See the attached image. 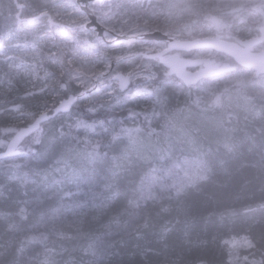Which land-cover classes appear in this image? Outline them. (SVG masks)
Instances as JSON below:
<instances>
[{"label":"snow or ice","instance_id":"obj_1","mask_svg":"<svg viewBox=\"0 0 264 264\" xmlns=\"http://www.w3.org/2000/svg\"><path fill=\"white\" fill-rule=\"evenodd\" d=\"M4 8L9 88L22 72L60 99L35 112L15 104L28 125L0 128L8 137L0 139V264H219L211 258L216 232L235 231L225 218L238 213H219V223L197 233L209 218L190 198L232 175L227 157L241 134L258 141L264 190V0H0ZM249 22L255 29L241 36ZM17 185L25 191L14 202ZM101 186L122 209L89 219L79 197L94 200ZM257 210L264 199L245 211ZM172 212L155 245L137 244L142 260L115 259ZM223 245L227 264H264V226Z\"/></svg>","mask_w":264,"mask_h":264},{"label":"trees","instance_id":"obj_2","mask_svg":"<svg viewBox=\"0 0 264 264\" xmlns=\"http://www.w3.org/2000/svg\"><path fill=\"white\" fill-rule=\"evenodd\" d=\"M4 4L14 3V0H3ZM24 2V0H20ZM51 2V0H48ZM7 15V8L0 9V36H4L3 41H0V51L9 52L11 50L7 47V35L4 31L5 16ZM27 15V12H25ZM42 27L45 28L47 25V20H41ZM23 24H13L14 29H21ZM245 31L241 32V36H246V31L248 29H255V25L250 22L241 26ZM18 31L13 32V36ZM44 33L42 32L41 35ZM29 40V38H28ZM31 40V39H30ZM0 65L6 68L3 61H0ZM47 68V61L44 65ZM123 69H127V65L121 66ZM4 73H0V79L4 84L9 86L8 78ZM41 81L36 87L31 90H26L23 82L20 78L16 77L13 79L11 88L5 90L2 96L3 101L0 102V128L15 126L23 127L28 124V120L21 123H12L11 119L15 116L21 115L19 112L14 111L15 104H22L26 111H38L41 109L44 103H49L52 96L55 97V101L60 99L58 92H53L51 88H45L41 91L43 87V81ZM27 92H33L35 95H26ZM195 94V93H194ZM193 94V95H194ZM32 104V107L30 106ZM134 110L139 111L135 105H130ZM74 111H79V109H74ZM117 119H126L127 111L117 110L114 114ZM142 120L143 117H140ZM57 126L59 121L56 122ZM42 127L50 128L49 122H46ZM7 135L0 133V139H7ZM29 139V138H28ZM26 139V140H28ZM41 145H33V148H40ZM31 155V154H30ZM230 163V168L232 175L224 176L220 175L213 183L204 185L199 191L192 194L190 198V204L194 205V210L199 217H208L209 219L203 220L197 225L196 232L201 233L204 231L205 226H211L219 223V213L226 211L236 212L238 215L232 216L231 218H225L228 224H235V231H229L228 228H220L217 235V245L214 246L213 256L211 258L219 262V264H227V253L223 245V240L236 235L237 233L243 234V229L251 226L254 231H258L261 226H264V211L257 210L254 212H246L245 210L249 207H255L259 204L262 199H264V190H262L261 181L259 179L260 174V164L261 159L258 150V141L256 144H250L241 134L238 140L237 151L231 157H227ZM23 162V158H21ZM2 167H0V178H2ZM75 191V189H72ZM14 202L16 197H23L25 187L17 185L15 188L10 189ZM27 191L29 195L35 192V188L29 184L27 186ZM102 186L97 190V196L93 200L91 197H84L81 195L79 198L85 202L84 214L88 216L89 219L96 215L99 217L101 214L107 219L108 216L114 215L122 209V200L107 201L105 196L102 194ZM59 196H52L48 200L47 204L49 207H56L58 203ZM0 205H3V199L0 198ZM167 206V205H166ZM71 215V214H68ZM175 213H165L156 219V227L153 230L146 231L143 236L138 239H133L130 241L128 248L124 249L117 257L116 260H136L140 261L143 259L141 255H134L137 244L140 247H146L149 245H155L157 240V234L159 232L160 225L165 224L168 220L174 217ZM74 218V217H73ZM99 227V225H95ZM180 235L179 230H174L170 233L172 240ZM259 258V254H257Z\"/></svg>","mask_w":264,"mask_h":264},{"label":"rangeland","instance_id":"obj_3","mask_svg":"<svg viewBox=\"0 0 264 264\" xmlns=\"http://www.w3.org/2000/svg\"><path fill=\"white\" fill-rule=\"evenodd\" d=\"M24 27H26V26H23L22 28H24ZM38 27H42V23H39L38 24ZM246 35H247V31H246ZM17 36L20 37V39H19L18 42L21 43V44H23L24 43L23 32H19L18 31L16 33L15 37H17ZM30 39H32V38L29 37V43L31 42ZM45 39H47V37H45ZM14 42H17V41L14 40ZM5 70L8 71L7 67L4 69L3 66L0 65V73L1 74L4 73ZM43 74H44V72H43V70H41L40 71V74H39L40 77H42ZM16 77H18V78H20L22 80L23 85H24V87H25V89L27 91L28 90H31L33 87H36L41 82V81H39V78H36L34 80H31L28 76H25L22 72H21L20 75H17ZM5 90L8 91L9 90V86H7L6 84H4V82H2V80L0 79V102L3 101L2 96H3V93H4ZM54 101H55V97L52 96L50 98V101H49L48 104L51 105ZM30 106L32 107V104ZM27 120H28L27 116H23L22 117L21 115H19V116L13 117V119H11V122L14 123V124H16V123L25 122ZM44 129H45V132H47L49 128L47 129V127H44ZM42 139H43V135H42ZM230 238L231 237H229L227 239H230Z\"/></svg>","mask_w":264,"mask_h":264},{"label":"water","instance_id":"obj_4","mask_svg":"<svg viewBox=\"0 0 264 264\" xmlns=\"http://www.w3.org/2000/svg\"><path fill=\"white\" fill-rule=\"evenodd\" d=\"M14 2H15V0H14ZM76 2H78V0H76ZM97 31L100 33L101 36L103 35V29L98 28ZM121 39H123V38H121ZM46 122H48V121L43 122V124H45ZM43 124H42V125H43ZM27 125H28V124H27ZM27 125H25V126H23V127H26ZM21 128H22V127H21ZM28 138H29V137H25V140L28 139Z\"/></svg>","mask_w":264,"mask_h":264},{"label":"flooded vegetation","instance_id":"obj_5","mask_svg":"<svg viewBox=\"0 0 264 264\" xmlns=\"http://www.w3.org/2000/svg\"><path fill=\"white\" fill-rule=\"evenodd\" d=\"M68 2H76V0H68Z\"/></svg>","mask_w":264,"mask_h":264}]
</instances>
